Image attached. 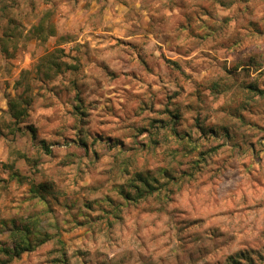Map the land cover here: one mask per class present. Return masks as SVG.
<instances>
[{
    "label": "rangeland",
    "instance_id": "obj_1",
    "mask_svg": "<svg viewBox=\"0 0 264 264\" xmlns=\"http://www.w3.org/2000/svg\"><path fill=\"white\" fill-rule=\"evenodd\" d=\"M250 84L264 0H0V264H264Z\"/></svg>",
    "mask_w": 264,
    "mask_h": 264
},
{
    "label": "trees",
    "instance_id": "obj_2",
    "mask_svg": "<svg viewBox=\"0 0 264 264\" xmlns=\"http://www.w3.org/2000/svg\"><path fill=\"white\" fill-rule=\"evenodd\" d=\"M41 31L44 30L43 23H40L35 26L32 30L37 37L41 36ZM217 84L214 83L213 86H216ZM247 92L252 95L256 94L258 96H264L263 90H258L256 86L250 84L246 87ZM16 101V100H15ZM14 100L8 101V112L10 114V117L13 118L16 122L20 121L24 116H26V112L24 109H18L17 103ZM31 131L33 129L31 128ZM138 183L140 186H134V189L141 193L142 197L146 194H151L154 191V186L151 184L150 179L146 178L145 176L138 175ZM43 187V185H41ZM44 189L46 187L44 186ZM120 193L123 194V190H120ZM126 198H129L128 194H125ZM29 221L25 222L24 219H20L18 222L13 221V230L10 235L11 239L13 240V246L10 249L9 252H6L7 255H11L19 257L20 253L23 251L30 250L31 248V242L36 241L38 244L44 243L48 239V234H41L39 229L37 230L36 225L39 221L37 217L35 218H29ZM244 260L243 258L239 257L238 255L235 256V258H232L231 261L228 264H241L240 261Z\"/></svg>",
    "mask_w": 264,
    "mask_h": 264
}]
</instances>
